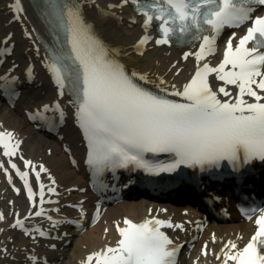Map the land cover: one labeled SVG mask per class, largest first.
<instances>
[{"label": "snow or ice", "instance_id": "snow-or-ice-1", "mask_svg": "<svg viewBox=\"0 0 264 264\" xmlns=\"http://www.w3.org/2000/svg\"><path fill=\"white\" fill-rule=\"evenodd\" d=\"M129 2L144 17L142 26L146 31L154 22L157 24L160 35L155 40L157 45L169 44L177 36V46L199 41L197 51L183 54L184 59L194 55L197 67L182 89L175 85L171 90L162 87L163 79L157 85L158 92L145 89L136 81L148 82V77L126 72L85 23L78 5L61 0H33L54 33L46 67L60 95L67 87L74 96L75 117L87 142L86 162L92 172L99 176L130 165L148 172L173 171L181 165L203 169L220 167L222 161L239 171L254 160L264 162V15L252 18L256 11L253 6H264V0H122L120 6ZM9 8L15 14L14 19L19 20L23 12L21 0H14ZM249 20L251 26L235 45V33L228 38L223 58L215 67L208 63L201 66L200 62L216 51L217 39L225 27H240ZM148 40L145 35L137 47ZM5 51L9 49H0V56ZM28 74L30 77L31 69ZM211 74L223 82L216 90L210 86ZM15 79L0 77L6 83ZM229 85L235 87V94L228 90ZM0 88H5V83H0ZM221 94L226 99H220ZM245 97L252 98L253 102ZM55 108L59 110V105ZM49 110L44 105L42 112ZM42 112L38 113L41 118ZM60 118L63 119L62 112ZM19 145L20 141H14L11 131H0L2 155L24 182L28 199L32 201L35 194L27 180L29 173L21 172L11 160ZM148 153L168 154L171 163L153 164L146 159ZM24 166L35 173L40 203H53L45 201V185L40 183V174L48 170L40 165L39 171H35V165L29 160H24ZM3 167L0 164V169ZM8 179L11 183L10 176ZM47 190L55 191L51 186ZM257 211L260 215L255 219L254 235L242 249L232 241L225 242L216 255L218 260L222 255V264L229 261L264 264V251H261L264 249V207L250 208L244 214L251 219ZM42 215L43 208L35 212V216ZM47 218L52 220L51 216ZM123 223L125 227L117 226L120 239L116 246L91 253L83 264L93 261L95 264H177L181 246L174 244L161 229L184 230L182 224L173 225L171 221L156 218L141 223L126 218ZM12 226L22 228L23 222L17 220ZM35 231L45 235L40 229ZM201 251L207 253V244ZM30 259L35 264L36 258Z\"/></svg>", "mask_w": 264, "mask_h": 264}, {"label": "bare ground", "instance_id": "bare-ground-1", "mask_svg": "<svg viewBox=\"0 0 264 264\" xmlns=\"http://www.w3.org/2000/svg\"><path fill=\"white\" fill-rule=\"evenodd\" d=\"M75 3L82 9L84 18L86 19L88 25L91 26V29L96 34L98 39L103 43V45L109 50V52L114 56V58L121 63L127 72H137L139 74L146 75L148 77V82L150 86L157 88V85L160 83V80H164V85L171 90V86L175 85L177 88L182 87L184 83L189 80V75L192 71L191 66L194 62L191 55L187 58H183L184 52L187 49H174L172 46L167 47L162 45H157L155 41H151L146 49H143V46L137 47V39L145 29L141 25V22L137 20L136 14L132 12L130 8V3H124L122 6V0H74ZM14 0H0V49H9L5 51L2 56H10V47L14 45L11 57L14 58L12 62L16 63L18 61L26 63H32L36 65L35 71L39 76V81H41V88L46 91V95L42 99L46 98H60V100L68 105V100L66 96L60 95V90L56 88L55 83L50 79L46 72V63L44 62L45 52L43 46L38 40L37 33L38 31L43 33V25L39 18V13L41 8L34 6L33 1L30 0H21V7L23 12L20 13V19H14V13L9 8V5L13 3ZM111 5L112 7H109ZM25 32L28 35H25ZM10 37V39H7ZM142 50V52H140ZM188 52V51H187ZM175 65V67H173ZM19 68V67H18ZM50 74V73H49ZM158 89V88H157ZM42 101V100H41ZM13 114L11 117L3 115L2 109L0 107V127H11L15 128L20 134H27L26 128H22L23 120H25L26 115L23 110H20L18 107L13 106ZM4 117V119H3ZM14 141H20L19 149L16 155L11 158L12 162L15 164H20V169H22L21 161H18L17 154L20 152L25 156H28V160L32 164L41 163L39 160H35L34 157V146H30L26 136H19L16 131ZM64 134L67 137V140L71 143L72 147L76 146L74 139V133L71 132V128H66ZM41 139L37 138L34 140V143L39 142ZM33 140L31 141V143ZM46 146L47 143L44 142ZM40 147V145H39ZM61 149V144H59ZM49 153V152H47ZM46 153V154H47ZM46 162L45 168L49 170V173L55 177V183L61 185H71L76 181H70V177H67L64 173L68 171V163L58 157L54 156V152L51 151L49 155L41 154ZM3 161V163H2ZM0 162L4 165L5 170H7V176L5 175V170L0 169V199L5 201L12 196V191L8 189L7 198L3 199L6 195L2 189L6 186L5 182L9 181L8 177H11V180L20 182V179L15 175V170L11 169L8 164V158L2 155V150H0ZM20 162V163H19ZM68 162V161H67ZM44 163V162H43ZM78 167V164H77ZM83 167H78L79 178L84 175ZM30 172V171H29ZM46 180H41L40 183L45 182ZM15 183V182H14ZM68 195H72L68 193ZM82 194H78L81 196ZM89 195V194H86ZM87 201L90 196H86ZM19 198H13L12 202L14 205L9 209L11 211L22 210L24 205L18 201ZM188 207V206H187ZM204 208V205L200 206ZM5 209L8 211V206H5ZM179 211V210H178ZM3 212V219L0 220V226L2 223H6L8 216ZM146 212V206L139 201L134 202H122L118 203L115 206L107 209V217L112 224L115 222H120L122 216L130 214L134 216H140ZM235 220L230 222H207L204 225V222L201 224L203 226L204 232H214L215 243H213V238H210L207 243V249L209 248L211 255L206 253V256L202 258L207 264H210L218 248L221 247L227 236H232L237 233V235H243L249 229H252L253 225L251 221H244L239 218H234ZM104 219L98 221V225L93 227L91 230L87 231L82 235V239L79 243L74 244L72 247V253L68 256L67 260L64 261L65 264H80L81 259H86L89 255V252H96L103 250L106 246L114 247L117 241V235L112 231L111 224L103 223ZM110 225V227H104ZM192 228V225H187V231ZM15 230L14 227L10 228ZM107 230V231H105ZM19 232V231H18ZM220 236H224L223 238ZM21 241L19 245H23L24 241L20 238ZM37 242L40 244L39 249H27V246H22L25 251H19L17 255H13L11 252L7 255L9 259L8 264H30V253L34 252H43L46 256L45 260L53 261L52 255L56 251H62V243L58 242V248L52 250L47 247L45 243H50V240H43L39 237H34ZM65 239V238H64ZM55 242V243H56ZM203 242H197V248L195 251H200ZM197 254V253H196ZM57 256H60L57 255ZM194 256V255H193ZM192 256V257H193ZM64 257V256H62ZM66 257V255H65ZM195 257V256H194ZM213 257V259H211ZM62 260V261H63ZM205 264V262H203ZM95 264V261L92 262Z\"/></svg>", "mask_w": 264, "mask_h": 264}, {"label": "rangeland", "instance_id": "rangeland-1", "mask_svg": "<svg viewBox=\"0 0 264 264\" xmlns=\"http://www.w3.org/2000/svg\"><path fill=\"white\" fill-rule=\"evenodd\" d=\"M28 131L32 132V133L29 132L27 134L28 135V139H29L28 141H30V143H28V144L31 145V141L33 140L34 149H37V152L35 151L37 156H38L39 153H42L45 150L46 144H44V142H45V140H47L48 143H49L48 146L50 145V147L53 148V152L55 153L56 157H60L62 160L65 159V157L61 154V152L59 150V146L52 139H49V138H46V137H43V136L41 137V136H39L37 134L36 131H33L30 128H28ZM37 138H40L41 140L39 142H37V143H34V140L37 139ZM41 141H42V143H41ZM39 143H41L40 147H38ZM47 147H46V149H47ZM66 174L72 175L71 170L67 171ZM20 198L22 199L21 196H20ZM5 211H7V210H5ZM7 226H8V223H4L3 226L0 227V232H2V233H0V261L2 260L3 255L6 254L8 251H11L13 246H14V241H10L9 240L8 244L4 243L5 242V237L9 235L8 231H5ZM2 244L5 245V247L7 249V252H3V250L1 249L2 248L1 246H3Z\"/></svg>", "mask_w": 264, "mask_h": 264}]
</instances>
